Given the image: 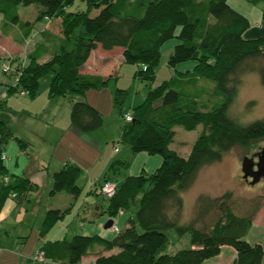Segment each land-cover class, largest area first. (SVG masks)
<instances>
[{
	"label": "trees",
	"instance_id": "1",
	"mask_svg": "<svg viewBox=\"0 0 264 264\" xmlns=\"http://www.w3.org/2000/svg\"><path fill=\"white\" fill-rule=\"evenodd\" d=\"M83 1L85 9L70 11L74 0H0L3 34L30 46L35 24L44 20L43 37L49 44L41 45V53L32 49L24 58L10 57L13 62L11 81L6 83L7 97L19 91L35 96L41 78L54 70L49 98L67 96L73 126L82 132L94 131L103 125V114L84 98L88 90L101 89L110 78L83 72L93 51L100 46L104 50L122 48L123 62L137 67L134 78L152 82L161 64L163 45L176 38L178 42L168 59L176 71L174 78L149 88L143 102L133 107V120L124 122L119 137V142L127 144L133 154H159L163 160L153 173L128 175L116 183L113 196L103 195L108 200L106 211L110 218L121 212L135 213L136 218L129 217L128 226L117 236L109 239L99 234H75L46 242L39 249L43 263L82 264V259L93 253L94 264H204L229 246L237 254L231 264H263L264 245L246 239L262 207L259 199L241 213L235 207L232 192L217 197L201 194L197 197L195 217L183 224L179 219L184 206L181 192L193 185L201 168L221 161L237 143L264 140V117L242 123L229 113L245 74L259 72L264 84V34L245 37L252 26L251 19L229 0ZM247 1L254 6L264 2ZM31 6L36 7L35 18L24 19L21 7ZM261 11L264 25V5ZM46 55L48 58L44 59ZM189 60L195 62L191 74L189 70L177 69L178 64ZM177 75L214 82L224 101L208 111L197 109L193 100L184 103L181 92L173 88ZM126 94L122 88L114 94V104L121 114ZM4 99L0 98V176H4L0 213L9 197H22L37 189L24 176L15 175L14 181H10L2 155L14 136V127ZM179 125L189 131L203 126L186 157L170 148ZM15 138L22 148L27 146L24 140ZM128 166V161L111 163L105 176L95 184L96 191L100 184L111 180L108 176L112 171ZM80 174L78 165L65 163L52 175L51 194L64 191L77 198L82 191L77 183ZM70 209L71 206L49 209L44 231ZM211 211L217 217L207 227L200 225V220ZM170 229L179 235L189 233L190 247L167 253Z\"/></svg>",
	"mask_w": 264,
	"mask_h": 264
},
{
	"label": "rangeland",
	"instance_id": "2",
	"mask_svg": "<svg viewBox=\"0 0 264 264\" xmlns=\"http://www.w3.org/2000/svg\"><path fill=\"white\" fill-rule=\"evenodd\" d=\"M229 1L233 7L249 15L248 17L251 19L252 26L247 31L245 37L256 38L264 34V25L260 18L262 15L261 8L264 2L260 3L258 6H254L247 0ZM35 8V6H31L30 8L21 7V15L24 19L33 20L37 14ZM85 8L86 5L83 0H74L69 10L80 11ZM44 26L46 27V21L39 20L34 28V33ZM36 39L37 37L33 34L30 47ZM177 42L178 40L176 38H172L163 45L161 64L158 67L157 76L154 81L147 82L134 78L136 66L125 63L123 68L119 70L117 77L114 75L112 77H107V79L110 78L107 85L103 86L101 89H90L89 93H86V99H88L90 104L96 103L98 106L97 108L101 111L104 118L103 125L94 131H78V133H76V131L72 129L71 124L70 99L67 96H59L52 102L49 98V87L54 77V70H51L41 78L40 87L35 96L23 94L19 91L18 93L9 95L7 99H4L7 101L8 109L12 114L14 136L21 138L27 143V146L22 148L18 139L13 136L6 144V153L9 160H7L9 165V178L11 182L14 181L15 175L24 176L33 180L34 171L38 172V168L43 164L48 167L50 174H53L54 171L59 170L66 162L74 161L80 163V161H82L85 168L77 181L82 191L78 198L74 197L77 203L74 218H76L79 223L82 219L85 220V228H77V225H72L71 228L73 230L71 233L88 235L102 233L107 234V236L111 238L117 236L119 233L113 230L112 226L110 229H106V224L109 219V215L106 211L108 200L102 194H96L95 190H92V192L90 191L92 189L91 183L94 181L91 180L90 177L93 175L95 178L98 177V175L101 176L102 169L100 165L104 164V162L102 159L97 161L99 159L98 152H106V154H108L111 149L114 151L117 146L122 150L120 155H126L127 152H130V147L125 143L119 142V137H117L120 134L122 124L128 122L126 119L124 121L123 114L131 113L134 107V99L136 97L138 99L144 98L150 87H157L165 80H169L172 77L174 78L176 71L168 64V59ZM22 47L25 53L27 44L24 43ZM24 53L22 55H25ZM4 55L5 57L0 61V81L6 78L8 79L9 77L11 78V74L4 73L3 68L5 66L11 67L13 61L8 52ZM194 65L195 62L189 60L178 64L177 68L182 71L189 70L190 73ZM117 88H122L127 91L121 108L123 114L120 113L117 106L114 104V94ZM173 88L181 92L182 101L184 103L189 104V102L193 100L196 108L202 111L212 110L224 101V95L216 91L215 83L207 79H196L190 76L181 77L177 75L173 82ZM5 91L6 86L0 84V94ZM249 103L252 104L249 106ZM50 104L54 105L52 111L48 108ZM50 112L53 114L55 113L57 116H53ZM229 113L242 123H248L264 117V84L261 81L259 72L255 71L243 76L238 95L233 105L230 107ZM175 129V139L170 144V148L176 150L181 156L186 157L190 154L195 140L202 132L203 126L199 125L196 129L191 131L184 129L180 125ZM111 135L117 137L115 142L112 140L105 142L106 137ZM98 146L101 147L100 150ZM263 148L264 140L253 141L248 144L237 143L224 155L221 161L201 168L193 185L189 189L181 192L184 206L179 222L182 224L188 223L198 213L196 204L199 195L208 194L211 197H217L222 196L226 192H232L235 207L238 208L237 211L241 213L251 208L250 205H253L255 199H259L258 202L262 201V207L256 216L255 225L246 236V239L251 242H264V180L256 184H251L250 180H252V178H250L249 181L244 179L242 170V161L244 157L248 156L254 158ZM144 154L145 155L138 156L132 155L133 157L125 156L130 159L128 160L129 166L112 171L110 173L112 178L111 181L119 183L127 174H139L144 167V156L148 158H160L162 163V155ZM94 158L97 160H94ZM7 161L5 163H7ZM159 166H155L154 163L148 162L146 170L148 172H153ZM90 167L92 168L91 170ZM89 170L91 172L88 174L87 172ZM105 171H108V169ZM93 178L94 177H92V179ZM3 182L4 176H0V187L3 186ZM97 182L99 183V178ZM71 197L73 196L64 191L61 194L51 197L50 189L46 193L40 191L36 197H34L33 192H31L25 198V201L23 200V207L29 208L28 214H30L33 203L35 202L36 204L39 201L38 204L41 205L42 208L52 209L56 207L59 208L60 206L64 209L69 205ZM38 204L36 205L39 206ZM77 210H80V215L77 214ZM119 214L112 219L115 221V226L123 230L125 226L128 225L129 217H135V213L123 212ZM121 216L124 218L123 222L119 219ZM216 217L217 214L215 211L208 212V214L204 216V220H200L199 224L207 227ZM69 219L71 221L73 218L67 216L64 223L61 222V224H66L69 222ZM93 220L94 222H91ZM59 224L60 222L58 225ZM20 227H22V224L19 225L18 229ZM77 229H80V231ZM138 229L141 231L139 226ZM167 236L168 244L166 252L169 254H174L178 250L190 247L191 245V236L189 233L179 235L175 229H170L167 231ZM34 246L35 237L30 239V242L27 243V248L30 250H33ZM228 250L229 249L225 247L222 256L228 257ZM31 257L33 258V256ZM222 258L220 257V259H218L217 256L211 257L207 259L204 264L222 263ZM93 259L94 257H91L89 254L84 260L88 262ZM30 263H33V260H31ZM37 264L42 263L37 262Z\"/></svg>",
	"mask_w": 264,
	"mask_h": 264
},
{
	"label": "crops",
	"instance_id": "3",
	"mask_svg": "<svg viewBox=\"0 0 264 264\" xmlns=\"http://www.w3.org/2000/svg\"><path fill=\"white\" fill-rule=\"evenodd\" d=\"M260 18H261V16H260ZM261 20H262V18H261ZM2 22H3V17H2V15H0V53H1V55L4 58L5 57L4 54H6L8 52L10 54V56H16V57L24 58L25 55H22L24 53L23 47H22L23 43L16 41L12 35L3 34L2 29H1ZM35 26H36V24H35ZM44 29H45V26L42 29H40L39 31H36V33L33 32L34 36L37 37V39H36V41L33 42V45H32L33 47L32 46L26 47V51L24 54H27L32 49L33 50L36 49V51L42 52L43 50H41V48L43 46H41V45L49 46V44L45 41V39L43 37V33H44L43 30ZM39 47H40V49H39ZM122 52H123L122 48H115L113 50H104L101 46L98 47L96 50L93 51L89 60L84 65L83 72L92 73V74H99L105 78L111 77L113 75L117 77L119 70H121L123 68V65L125 64L123 62ZM47 58H48V55H46L44 59H47ZM0 79H1V76H0ZM10 81H11V78L9 77L8 79L6 78V79H3L2 81H0V84L6 86V83L10 82ZM88 93H89V90L87 91V94ZM86 97H87V95L85 96L84 99L86 101H88V99H86ZM144 98H145V96H144ZM144 98L138 99L136 97L133 101L134 106L136 104L142 103ZM51 101L53 102V100H51ZM92 105L95 106L96 108L98 107L96 105V103H93ZM53 107H54V105L50 104L48 108L50 111H52ZM51 114H53V113H51ZM53 116H57V115L54 113ZM72 129L74 131H76V133H78V131H80L77 128H75L73 126V124H72ZM121 132H122V127H121V131H120L119 135H121ZM119 135L117 137H120ZM117 137H114V135L108 136V137H106L105 142H109L110 140L115 142ZM98 148L100 150L101 147L98 146ZM121 152H122L121 148L119 149L118 152L115 149H114V151L111 149L108 152V154H106V152H104V153L98 152V155H99L98 158L99 159L97 160L96 158H94V160L100 161L102 159L104 164L100 165L101 169H102L101 176L98 175V177L95 178V176L93 175L90 177L91 180H94L91 183V186H92V189L90 190L91 192H92V190L93 191L95 190V193L99 194V192L96 191V189H94V188H96L95 184H96L98 178L100 179V178L105 176V174L107 173V171H105V170L108 169V167L110 166L111 163H113L114 161H128V160H130V159L126 158L125 156L133 157L132 155L138 156V155H145L144 153H147V152H139L137 154H133L130 150V152H127L126 155H120ZM130 153H131V155H130ZM147 154H149V153H147ZM151 155H154V154H151ZM144 157H145L144 163H143L144 167H143L141 172H146V173H153L154 172V171L148 172L146 170L148 162L154 163L155 166L156 165L159 166L161 164L160 158H156V157L155 158H148L147 156H144ZM7 160H8V157H7ZM8 161H7L6 165L9 168ZM69 162L73 163L74 161H69ZM74 164L78 165L81 168V173L84 172L85 167L82 164V161H80V163L74 162ZM38 169H39L38 172L34 171V173H33V180L30 179L35 185H37V189L27 192L22 197H9L7 199L1 213H0V218H1L0 264H37V262H41L42 264H44L43 260H41L37 257L39 249L43 246V244H45L46 242H50V241L61 240L63 238H71L75 234H82V233H71L73 230L71 228L72 225H74V226L77 225L76 226L77 228H80V227L85 228V220L82 219L81 222L79 223V221L76 220V218H74L75 217L74 213L76 212L75 210H76V205H77V203L74 200V197L70 198L69 205L67 206V207L71 206L70 211L65 215L64 218L58 220L47 231H44L45 230L44 227H45V220H46L47 211L49 209L42 208V206L38 204L39 203V201H38L36 204H38L39 206H37L34 202L33 208L31 209V213L28 214L29 208H24L23 202L25 201V198L29 195V193L33 192L34 197H36L40 191L46 193L49 189H50V196L51 197H54L58 194L63 193V192H59L55 195H52L51 194V188H52V183H53V179H52L53 174L52 173L50 174V172L48 171V167L45 166L44 164L41 167H39ZM91 169L92 168L90 167V170ZM90 170L87 172L88 174L91 172ZM149 171H150V169H149ZM131 174H134V173H131ZM139 174H136V175H139ZM126 176H128V174ZM92 177H94V178L92 179ZM108 178H110L112 180L110 175L108 176ZM67 207H65V208H67ZM52 209H63V208L59 206V208L56 207V208H52ZM80 210H77L78 215H80ZM121 213H123V212H121ZM67 216H71L73 219L71 221L69 219V222L62 225L61 222L64 223ZM86 219H87V217H86ZM109 219H110V217H109ZM119 219L122 222L124 221L123 216H121ZM59 222H60V224L58 225ZM91 222H94V220ZM21 224H22V227H20L18 229L19 225H21ZM113 224L115 225V221ZM254 225H255V222H254ZM127 226L128 225H126L125 227H127ZM106 229H110V228H106ZM77 230L80 231V229H77ZM84 235H88V234H84ZM93 235H95V234H93ZM99 235H102L106 238L112 239L111 237L107 236V234L99 233ZM33 237H35V246L33 247V250H30L29 248H27V243L30 242V239H32ZM252 243H262L264 245V242H252ZM225 247L227 249H229L228 250L229 251L228 257L222 256V253H223V250L225 249ZM99 249L97 248V251ZM30 255L33 256V258ZM236 255H237L236 251L232 247L224 246L222 248L221 253L217 256L218 259H220V257L221 258L223 257L221 260L222 263H214V264H231L233 259L236 257ZM90 256L94 257V259L92 261H88V262L86 261L85 262L84 259H86V257H87V256H85L82 259V264H94L95 260H96V255L91 253ZM29 257H31V258H29ZM31 260H33V263H30ZM50 263L54 264L53 262H49L48 264H50ZM263 264H264V262H263Z\"/></svg>",
	"mask_w": 264,
	"mask_h": 264
},
{
	"label": "water",
	"instance_id": "4",
	"mask_svg": "<svg viewBox=\"0 0 264 264\" xmlns=\"http://www.w3.org/2000/svg\"><path fill=\"white\" fill-rule=\"evenodd\" d=\"M258 161H255L253 157L245 156L242 161V170L243 177L247 181L250 180L251 184H256L257 182L264 180V148L257 153ZM255 166L257 169H255ZM114 223V220L111 218L106 224V228H110Z\"/></svg>",
	"mask_w": 264,
	"mask_h": 264
},
{
	"label": "built area",
	"instance_id": "5",
	"mask_svg": "<svg viewBox=\"0 0 264 264\" xmlns=\"http://www.w3.org/2000/svg\"><path fill=\"white\" fill-rule=\"evenodd\" d=\"M3 71H4V73L8 74L11 71V67L5 66L3 68ZM22 93L23 94H28L27 91H23ZM6 97H7V91H5V92H3V93L0 94V98L3 99V98H6ZM124 117H125V119L127 121H132L133 120V116L130 113L125 114ZM115 150L118 152L119 151V147L117 146L115 148ZM2 158H3V160H7L6 153H3ZM116 189H117L116 183L112 182L111 180L105 181V182H103L102 184H100L97 187V191L99 192V194H102V195H104L106 197L113 196L115 194V192H116ZM0 227H1V218H0ZM112 229L115 230L116 232H120V229L117 226H115L114 224L112 225ZM37 257L39 259L43 260V257L39 254V252H38Z\"/></svg>",
	"mask_w": 264,
	"mask_h": 264
},
{
	"label": "flooded vegetation",
	"instance_id": "6",
	"mask_svg": "<svg viewBox=\"0 0 264 264\" xmlns=\"http://www.w3.org/2000/svg\"><path fill=\"white\" fill-rule=\"evenodd\" d=\"M254 160H255V161H258V156H257V154H256V156H254ZM255 169H257L256 166H255Z\"/></svg>",
	"mask_w": 264,
	"mask_h": 264
}]
</instances>
